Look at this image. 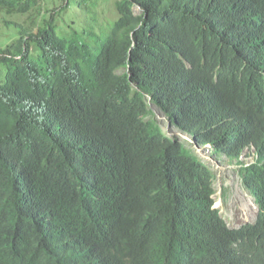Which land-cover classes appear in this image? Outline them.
I'll list each match as a JSON object with an SVG mask.
<instances>
[{"label":"trees","instance_id":"1","mask_svg":"<svg viewBox=\"0 0 264 264\" xmlns=\"http://www.w3.org/2000/svg\"><path fill=\"white\" fill-rule=\"evenodd\" d=\"M5 29L0 264H264V0H0ZM157 112L242 164L253 223Z\"/></svg>","mask_w":264,"mask_h":264},{"label":"rangeland","instance_id":"2","mask_svg":"<svg viewBox=\"0 0 264 264\" xmlns=\"http://www.w3.org/2000/svg\"><path fill=\"white\" fill-rule=\"evenodd\" d=\"M24 20L25 17L17 18L19 22H24ZM10 35L11 33H8L5 29L0 35V43H4ZM156 118L162 128L169 131V136L179 138L213 171L215 175V204L213 207L219 210L220 216L226 221L227 225L231 228H236L254 222L258 214V208L254 204L251 195L243 188V183L240 180L238 171L242 167V164L227 159L217 160V158L210 154L209 147L198 146L189 135L175 128L167 129V118L160 112L156 113ZM240 160L243 162V165L250 166L255 160L253 151H243Z\"/></svg>","mask_w":264,"mask_h":264},{"label":"clouds","instance_id":"3","mask_svg":"<svg viewBox=\"0 0 264 264\" xmlns=\"http://www.w3.org/2000/svg\"><path fill=\"white\" fill-rule=\"evenodd\" d=\"M206 148L207 147H209V146H205ZM209 150V149H208ZM210 152V151H209ZM215 195V194H214ZM214 195H213V199H214ZM254 201V200H253ZM214 204H215V201H214ZM213 204V205H214ZM255 204V203H254ZM256 205V204H255ZM257 207V206H256ZM213 209H214V207H213ZM216 210H218L217 208H215ZM218 212H219V210H218ZM219 215H220V213H219ZM258 215V214H257ZM257 218V217H256ZM224 220V219H223ZM256 220V219H255ZM225 221V220H224ZM226 222V221H225ZM253 223V222H252ZM248 224V223H247ZM236 228H238V227H236Z\"/></svg>","mask_w":264,"mask_h":264}]
</instances>
